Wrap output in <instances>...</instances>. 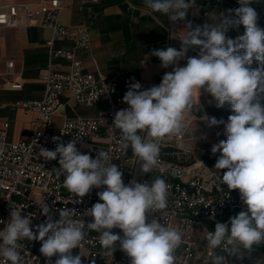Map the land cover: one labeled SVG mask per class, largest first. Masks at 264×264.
I'll list each match as a JSON object with an SVG mask.
<instances>
[{"label":"clouds","instance_id":"1","mask_svg":"<svg viewBox=\"0 0 264 264\" xmlns=\"http://www.w3.org/2000/svg\"><path fill=\"white\" fill-rule=\"evenodd\" d=\"M251 2L239 0L241 7L234 10L235 19L223 14L219 22L193 27L186 17L195 0H144L145 7L166 15L173 24L184 23L186 31L178 39L179 50L166 47L150 52L159 58L162 68L171 66L172 71L163 75L159 85L148 89H142L138 81L129 83L122 101L129 107L117 111L112 122L120 131L124 150L130 148L138 158L143 175L159 165L161 138L185 134L186 115L200 105L202 91L211 94L217 108L230 106L233 114L225 124L227 139L214 144L211 152L221 153L214 167L226 169L220 182L229 190H239L247 211L227 223L216 222L205 239L211 249L229 251L240 260L244 258L241 250L250 252L264 243V29L258 26V14L249 6ZM241 24L243 35L226 37L229 27ZM190 50H198L197 55L188 56ZM182 60H186L184 66H180ZM253 61L259 67L251 68ZM201 120L208 127L224 123L206 114ZM52 139L56 148L40 147L39 155L45 161L59 157V168L53 169L55 176L63 175V186L76 197L103 188L97 193L102 202L85 210L83 216L92 218L86 224L83 218L74 219L77 213L68 207L58 209L59 219L54 220L51 206L42 198L38 206L46 219L35 226V231L30 227L33 214L22 217L24 207H12L10 220H0L5 225L0 230V264H25L20 251L24 240L41 242L40 253L48 258L46 264H52L54 256L55 264H82L81 252L73 255L72 250L80 249L90 232L99 234L105 255L113 256L118 244L131 264H176L182 232L156 218L149 221V214L167 208L166 181L157 177L151 182L133 179L125 184L108 151L98 150L92 158L77 149V140L65 144L59 137ZM211 256L212 264H229L224 255L214 251Z\"/></svg>","mask_w":264,"mask_h":264},{"label":"built area","instance_id":"2","mask_svg":"<svg viewBox=\"0 0 264 264\" xmlns=\"http://www.w3.org/2000/svg\"><path fill=\"white\" fill-rule=\"evenodd\" d=\"M226 1L195 0V3L202 2L220 12ZM231 1L241 5L239 0ZM64 3L65 0H40L36 4L0 0V28L24 31L34 24L51 31L50 39L45 42L48 48L47 64L39 73L44 86L42 98L17 101L10 105L12 109L21 110L25 114H36L28 138L10 142L9 124L0 121V220H10L12 207H24L21 215L33 214L30 227L35 231V226L46 219L38 206L42 198L51 206L54 220L59 219L58 209L65 207L76 211V220L83 218L86 224L92 220L91 217L83 216V213L94 203L102 202L97 193L103 188H93L83 198L73 196L63 186L64 176L57 178L53 173L54 168H59V157L57 160L45 161L39 155L40 147L48 150L56 148L53 137H59L65 144L77 140V149L92 158H95L98 150L108 151L111 163L117 164L118 170L123 173L125 184L133 179L151 182L157 177L166 181L169 185L167 208L149 214V221L156 218L161 224L165 223L182 232L183 243L176 251V264H212L211 254L214 251L224 255L229 264H238L233 261L234 256L229 251L208 247L205 237L208 231H214L216 222L227 223L239 212L247 211L240 199L239 190H229L220 182L222 173L210 170L202 160L195 157L200 151L202 138L196 136L198 139L195 143L191 125L187 121L188 128L184 135L159 140V165L149 174H141L138 158L133 156L130 148L124 150L120 131L115 129L112 122L117 111L129 107L122 102L128 84L133 81L142 83L137 79H127L121 88L116 81L98 71L82 72L74 49H89V31L85 26L69 29L60 22ZM195 15H198L197 11L191 18L192 22L196 20ZM55 42H69L73 49L55 48ZM56 59L68 61L69 70L55 71L53 61ZM4 65L7 74L11 73L13 61H6ZM96 106H100V109L93 117L79 115L76 111L79 107ZM66 109L72 116H67ZM57 118H60L61 125L55 129L53 123ZM4 226L0 224V230ZM113 232L123 235L119 229H113ZM20 243L25 264H46L48 258L40 253L41 242L24 240ZM80 252L83 255L82 264H92L93 261L94 264H131L130 258L119 250L118 244L113 256L105 255L96 232L89 233L80 249L72 250L73 255ZM56 259V256L51 258L52 264H55Z\"/></svg>","mask_w":264,"mask_h":264},{"label":"crops","instance_id":"3","mask_svg":"<svg viewBox=\"0 0 264 264\" xmlns=\"http://www.w3.org/2000/svg\"><path fill=\"white\" fill-rule=\"evenodd\" d=\"M23 4H36L40 0H11ZM198 12L195 22L192 16ZM222 13L212 10L202 2H197L186 17L193 27L219 22ZM60 22L69 29L79 26L88 28L91 44L88 50L74 49V55L81 64L83 73H102L114 80L123 88L127 79H137L142 89L159 85L166 69L160 66L158 57L151 56L153 49L166 47L180 48L178 40L186 31L184 23L173 24L166 15L153 12L144 5V0H65L60 13ZM51 31L39 28L34 24L24 31L15 28H0V121L9 124L8 140L17 142L27 139L36 120L35 113L25 114L12 109L11 104L17 101L40 100L43 95V83L40 71L46 67L48 48L45 42L50 39ZM176 38V39H175ZM55 48L72 50L69 42H55ZM189 51L188 56L197 55ZM13 61L14 68L7 74L4 62ZM186 60L180 62L184 66ZM53 69L59 72L69 70V62L62 59L53 61ZM172 71L169 67L168 72ZM211 101V103H210ZM197 104L192 112L186 115L191 125V132L199 134V124H206L203 118L204 106ZM214 99L207 101L206 106L215 105ZM4 107H1L3 106ZM79 115L93 117V108H76ZM67 116H72L68 109ZM60 118H57L59 120ZM61 121V120H60ZM202 145V143L200 142ZM209 144H203L200 160L204 162L210 154ZM197 158V157H196Z\"/></svg>","mask_w":264,"mask_h":264},{"label":"trees","instance_id":"4","mask_svg":"<svg viewBox=\"0 0 264 264\" xmlns=\"http://www.w3.org/2000/svg\"><path fill=\"white\" fill-rule=\"evenodd\" d=\"M250 7L255 9V11L258 14V26L261 29H264V0H252V2L249 4ZM241 7V5H238L237 3L227 0L222 9L220 10V13L222 15H227L233 19H235V12L234 10ZM232 10V11H229ZM245 32L244 26L241 24L239 26H233L229 27L228 31L226 33L227 38L235 39L236 37L243 35ZM251 68L259 67L258 63L256 61H253V64L250 66ZM210 99H213L211 94L204 93L202 91L201 94V103L204 106L203 113L206 114L209 117H215L217 120L223 119L224 123L220 124L221 126L225 127V124L227 123V118L229 115L233 114L230 106L225 105L223 108H217L215 105L212 106H206L207 101ZM254 249H256L263 257H264V246H254Z\"/></svg>","mask_w":264,"mask_h":264},{"label":"rangeland","instance_id":"5","mask_svg":"<svg viewBox=\"0 0 264 264\" xmlns=\"http://www.w3.org/2000/svg\"><path fill=\"white\" fill-rule=\"evenodd\" d=\"M99 109H100V106H96L93 108V111L96 112ZM60 123H61L60 119L59 120L56 119L53 123L54 128L55 129L59 128L61 125ZM196 129L199 130V134H197V136L202 138L201 139L202 145L209 144L210 148H212L214 144L219 143V141L227 139V136L225 133V127L221 126L220 124L216 126H212V127H208L207 124H199L197 125ZM220 155H221L220 152H217L215 155H213L210 149V154L206 158H203V159H204L205 165L210 170L215 171V172H220L223 174L226 171V169L219 170V169L214 168L216 160ZM196 157L200 158V155L198 156L196 155ZM241 252L244 258L240 260V259H237L236 257H233L234 262L238 264H264V257L256 249L253 248V250L250 252L244 251V250H242Z\"/></svg>","mask_w":264,"mask_h":264}]
</instances>
